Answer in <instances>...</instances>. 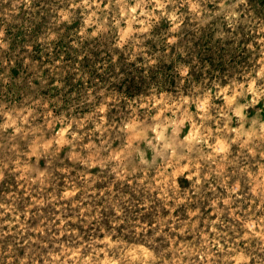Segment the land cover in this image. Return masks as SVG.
Returning a JSON list of instances; mask_svg holds the SVG:
<instances>
[{"label":"rangeland","instance_id":"rangeland-1","mask_svg":"<svg viewBox=\"0 0 264 264\" xmlns=\"http://www.w3.org/2000/svg\"><path fill=\"white\" fill-rule=\"evenodd\" d=\"M189 33L225 74L83 73L96 38L152 65ZM0 264H264V0H0Z\"/></svg>","mask_w":264,"mask_h":264},{"label":"trees","instance_id":"trees-1","mask_svg":"<svg viewBox=\"0 0 264 264\" xmlns=\"http://www.w3.org/2000/svg\"><path fill=\"white\" fill-rule=\"evenodd\" d=\"M178 38L175 43H165L161 46L154 39L148 41L153 53H162V56L156 57V62L152 65L143 64L141 58L131 61L123 52L119 53L116 61L110 54H107L108 57L103 56L101 46L106 43L103 39L96 38L93 43L83 47L86 52L83 59V73L93 79H100L101 84L92 85H110L114 87L112 89L129 98L148 93L153 87H156L158 91H179L181 77L178 69H175L178 61L189 65V76H195L193 82L202 79L205 73H212V70H221L225 74L223 67L227 64L225 58L228 48L226 45L234 42L226 43L223 40H217L213 43L212 36L208 34L189 33L178 35ZM66 51L69 57L73 53L76 54L73 57L74 61L78 59L76 48H68ZM99 64L102 65L101 68L97 67ZM100 69L103 71L100 72ZM68 79L69 77L66 76V80ZM200 82L203 83L201 80ZM220 83L226 84L227 81L223 79Z\"/></svg>","mask_w":264,"mask_h":264}]
</instances>
